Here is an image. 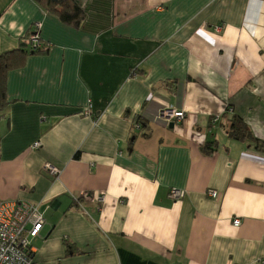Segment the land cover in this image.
<instances>
[{"label": "crops", "instance_id": "0c3cea01", "mask_svg": "<svg viewBox=\"0 0 264 264\" xmlns=\"http://www.w3.org/2000/svg\"><path fill=\"white\" fill-rule=\"evenodd\" d=\"M76 1L79 27L0 0V200L39 206L36 263L264 264V150L228 134L264 144V0ZM37 25L49 51L19 52Z\"/></svg>", "mask_w": 264, "mask_h": 264}, {"label": "built area", "instance_id": "2783aa9c", "mask_svg": "<svg viewBox=\"0 0 264 264\" xmlns=\"http://www.w3.org/2000/svg\"><path fill=\"white\" fill-rule=\"evenodd\" d=\"M29 42L33 51H37L45 44L39 35V25L29 35ZM159 118L162 123L168 126L172 122L182 121L185 118V113L165 107L160 111ZM219 119L220 117H215L212 120V125H216ZM40 146V143H36L33 148L39 149ZM44 171L54 178H58L61 174L60 169L51 164H46ZM209 195L212 198L217 197V193L214 191H210ZM169 196L173 201H180L186 196V191L171 189ZM80 199L75 198V201ZM82 199L101 204L105 202L106 197L102 193H96L85 195ZM233 224L238 227L241 221L235 219ZM44 225L45 218L40 212L39 206L23 201L0 200V264H37L31 241L39 237Z\"/></svg>", "mask_w": 264, "mask_h": 264}, {"label": "trees", "instance_id": "16d2710c", "mask_svg": "<svg viewBox=\"0 0 264 264\" xmlns=\"http://www.w3.org/2000/svg\"><path fill=\"white\" fill-rule=\"evenodd\" d=\"M39 5H41L45 10L53 13L59 17V19L73 27H79L85 20V13L79 6L76 0H35ZM30 35V34H29ZM29 35L23 38L20 42L19 52L28 54H42L46 53L50 49V44H43L41 48L37 51H33L29 42ZM11 53L3 54L0 56V121L2 119V113L7 108V95H6V74L14 67L11 63L10 56ZM144 120L140 117L138 122L141 124ZM140 126V125H139ZM229 137L237 140L243 141L246 139H253L257 149L264 150V144L256 140L248 126L240 118H235L228 129ZM212 144H206L202 150L205 154H211L215 149L211 146Z\"/></svg>", "mask_w": 264, "mask_h": 264}, {"label": "water", "instance_id": "95a60500", "mask_svg": "<svg viewBox=\"0 0 264 264\" xmlns=\"http://www.w3.org/2000/svg\"><path fill=\"white\" fill-rule=\"evenodd\" d=\"M174 125H175V123L172 122V123L169 124V127L172 128ZM0 161H1V150H0Z\"/></svg>", "mask_w": 264, "mask_h": 264}, {"label": "rangeland", "instance_id": "374dc122", "mask_svg": "<svg viewBox=\"0 0 264 264\" xmlns=\"http://www.w3.org/2000/svg\"><path fill=\"white\" fill-rule=\"evenodd\" d=\"M31 243H33V240L31 241ZM33 245L35 244L33 243ZM56 264H62V262L57 261Z\"/></svg>", "mask_w": 264, "mask_h": 264}]
</instances>
